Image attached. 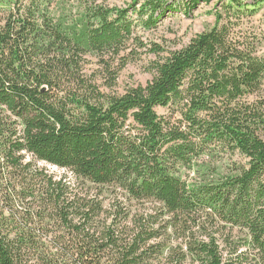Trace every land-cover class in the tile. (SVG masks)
Returning <instances> with one entry per match:
<instances>
[{"label": "trees", "instance_id": "16d2710c", "mask_svg": "<svg viewBox=\"0 0 264 264\" xmlns=\"http://www.w3.org/2000/svg\"><path fill=\"white\" fill-rule=\"evenodd\" d=\"M101 1L0 0V264H264L257 12L165 50L137 27L223 0Z\"/></svg>", "mask_w": 264, "mask_h": 264}, {"label": "rangeland", "instance_id": "374dc122", "mask_svg": "<svg viewBox=\"0 0 264 264\" xmlns=\"http://www.w3.org/2000/svg\"><path fill=\"white\" fill-rule=\"evenodd\" d=\"M102 2L101 0H99ZM111 6L127 8L132 0H106ZM248 4V7L246 6ZM141 3L137 5L139 8ZM231 6L232 8H230ZM247 10H255L256 16L245 27L253 29L255 33H261L264 37V1L253 4L250 0H239L238 3H232L230 0L222 2L214 1L211 4L202 3L197 9L192 11L190 15L185 14V8L177 5L172 12L168 13L158 28L152 30L137 27V33L149 45L157 43L164 47L165 50H172L186 45L191 38L211 28L216 22L217 12H248ZM133 18H137L136 13H130ZM264 52V42L262 46ZM156 59L152 53H143L142 56L131 61L121 72L115 87L116 92L122 93L126 89L142 84L145 85L153 77L152 62ZM94 67V65H92ZM160 114H164L166 109L157 108ZM41 166L45 167L51 174H69L63 168L52 166L41 162Z\"/></svg>", "mask_w": 264, "mask_h": 264}]
</instances>
